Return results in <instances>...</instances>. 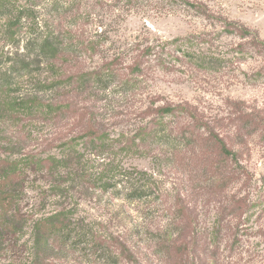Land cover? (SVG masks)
<instances>
[{"label": "rangeland", "instance_id": "rangeland-1", "mask_svg": "<svg viewBox=\"0 0 264 264\" xmlns=\"http://www.w3.org/2000/svg\"><path fill=\"white\" fill-rule=\"evenodd\" d=\"M17 1L36 5L40 25L46 20L48 0ZM60 1L70 3L60 20L105 49L83 51L63 71L71 64L93 71L103 55L122 52L138 35L170 41L163 50L166 61H150L136 76L121 66L120 77L108 85L78 87L60 71V119L30 116L8 106L26 99L35 76L47 72L23 69L29 31L23 25L11 37L0 17V77L6 81L0 84V158L60 156V143L80 132L87 118L106 144L103 150L96 149L102 140L77 147L84 158L80 167L89 163L93 169L65 179V192L57 194L52 185L60 179L41 170L29 176L22 205L33 210V219L66 207L74 217L73 234L84 235L59 243L45 264H264V0H203L207 16L182 0H120L113 6L107 0ZM100 21L110 32L99 38ZM234 27L251 36L232 32ZM124 78L131 82L122 83ZM67 103H75L74 116ZM164 103L191 111L164 121L172 137L186 128L194 133L192 141L184 146L151 139L144 150L127 153V143L152 119L143 111ZM215 134L237 152V161L220 155ZM106 162L145 171L141 181L155 187V197L127 201L116 188L104 190L107 175L97 173L108 169ZM33 219L21 240L28 247Z\"/></svg>", "mask_w": 264, "mask_h": 264}, {"label": "trees", "instance_id": "trees-1", "mask_svg": "<svg viewBox=\"0 0 264 264\" xmlns=\"http://www.w3.org/2000/svg\"><path fill=\"white\" fill-rule=\"evenodd\" d=\"M48 1V12L45 14L46 20L40 25L35 4L21 5L17 0H0V17L5 18L9 35L15 37L23 25H26L29 31L30 35L25 44L26 51L22 60L23 69L31 73L43 69L47 72L43 77L35 76L34 89L26 99L22 102L15 100L8 107L16 113L25 112L30 116L42 115L60 119L59 112H61L65 103H63V106L58 104L57 95L59 85L62 82L60 71H63L65 62L73 61L83 51L93 52L98 50L101 52L105 49L104 47L100 49L102 47H99L98 41L93 38H81L78 34H75L76 31H73V28L68 27L60 20L65 15L64 10L67 8L65 4L70 3H64L60 0ZM118 1L120 0H107L106 2L109 6H113ZM126 2L128 4L133 2L134 4L137 0H126ZM182 2L186 7L205 16H207V13L211 14L207 9L206 2L203 0H182ZM55 14L58 15L59 19L57 22L54 19ZM119 15L121 14L119 13ZM99 23L98 34L100 38L108 34L110 29L108 23H102V21ZM235 31L240 32L244 37L251 36L250 31L247 29L234 27L232 32ZM169 41L161 37L138 35L135 41L126 42L122 52L115 49L112 57L105 58L106 55H103L102 64L95 67L93 71H84L80 68L79 70L71 64L68 71H63L65 73L64 80H68L70 84L78 85V87L93 83L108 85L117 76L120 77L119 67L121 66H125L128 73L133 76L141 75L146 64L150 61L159 63L167 60L168 53L165 54L163 50ZM130 54L131 57L127 61V56ZM71 68H75V70L69 71ZM124 79L122 83L129 84L131 82L130 78ZM0 81L2 82L0 84L5 85L6 81L3 77H0ZM66 106L69 115L74 116L77 113L75 103H67ZM190 113L191 111L187 107L180 104L164 103L155 107H147L143 114L152 115V119L139 128L132 142L127 143V153L134 151V149L135 151L144 150L142 146H147V142L151 139L166 140L184 146L189 144L194 133H188L186 128L183 130L178 129L175 137H172L171 132L174 130H170V132L164 120L170 115L179 117ZM149 123L150 125H148ZM80 126L83 127L80 132L60 143L62 152L60 156L50 154L46 157H40L37 154H31L24 159L6 160L0 158V264H27L22 260H17L23 258L30 259L28 264H45L44 258L47 257L49 252H54L59 243H66L81 236L84 237L82 234H73L76 225L73 224L74 217L71 209L63 207L47 216L43 215L33 219V210H25L22 205L23 196L26 194L25 184L29 181V176L32 173L36 174L41 170L54 179H60L52 185L54 191L60 194L65 192L67 188L63 186L65 179L75 180L81 178L88 174V170L93 169V165H89V163L87 167H80V164L84 162V158L77 156L80 153L76 149L81 143L97 144V140L99 142L102 140L96 149L103 150L104 146L106 147L103 134L90 121V118H87ZM137 138L139 139L138 144L135 143ZM213 141L225 161L229 160L227 159L229 157L238 160L237 152L229 148L222 137L215 134ZM104 164H106L105 169H108L105 172L97 173L98 177L107 175L106 181L103 183L104 190L116 188V190L125 193L127 201H146L155 197V187L141 181V178L143 176L145 178L147 175L145 171L132 169L129 166H121L120 164L114 165L113 162H110L109 166L108 162ZM89 172L90 175H96L91 171ZM31 219H33V242L28 247V243L21 240ZM120 243L125 247L124 242L120 241Z\"/></svg>", "mask_w": 264, "mask_h": 264}]
</instances>
